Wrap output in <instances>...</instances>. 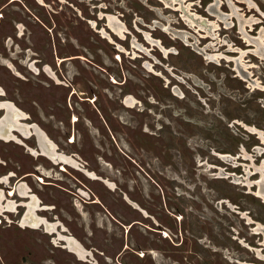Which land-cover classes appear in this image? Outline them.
Returning <instances> with one entry per match:
<instances>
[{"label":"rangeland","instance_id":"374dc122","mask_svg":"<svg viewBox=\"0 0 264 264\" xmlns=\"http://www.w3.org/2000/svg\"><path fill=\"white\" fill-rule=\"evenodd\" d=\"M167 3L0 0L4 99L76 163L33 156L36 137L14 132L0 189L24 182L46 207L36 214L91 255L19 227L23 206L0 213V264H264V58L224 0ZM249 4L236 13L257 20L243 28L255 38L264 0ZM186 12L219 15L215 37Z\"/></svg>","mask_w":264,"mask_h":264},{"label":"bare ground","instance_id":"6f19581e","mask_svg":"<svg viewBox=\"0 0 264 264\" xmlns=\"http://www.w3.org/2000/svg\"><path fill=\"white\" fill-rule=\"evenodd\" d=\"M227 1H228V6L230 8L231 14L234 15L235 17H237L238 21L240 22V24H239V25H241L240 31L242 32L244 39H246V42H250V43L254 44L256 46V54H259L260 57H263L264 58V48L262 47L263 46V40H264V30H261L259 32V35L257 37H255V38H249L248 35H246L243 32V28L245 26H247V25L249 27H251V25L253 24V22H255L257 20L256 19H248V18H245L243 14H241V15L237 14L236 11L238 10V8L235 5H233V3L231 2V0H227ZM243 1L245 2L246 0H243ZM173 2H174V0H170V3H167V4L169 5V4H172ZM177 4H179V7L181 9L183 8V7H181L182 5H181V2L180 1L177 2ZM183 12H184V10H183ZM182 16L184 17L185 22H186V24L188 26H194V24L196 26L197 25L196 22L200 20L201 23L197 25V26L200 27L199 30L201 29L200 31H204L206 33V37H212V38L215 37V35H213L211 32L213 31V29H215L217 27L216 20H219V19L221 20V17H219V15H217V16H215V18H216L215 22L216 23L214 21H212V22L211 21L210 22L209 21L208 22L205 21V24H203L204 23V20L201 17H199V16H197L195 14H187V12H186V14H183ZM114 29H116V28H114ZM215 58H216V55H211V56H208L207 57V59H210V60H213ZM222 58H225V57H222ZM127 102L130 104V101H126V104H128ZM131 104H133V103L131 102ZM2 107H5L6 113L3 116V118L0 119V138L5 139L6 141L7 140H10V139H16V137L13 134L14 131H16V132L22 134V136L28 138V136H30V134H32V131L29 128H32L35 131V133H36L38 145H39V147L41 149V153L42 154H44L45 156H47L48 158H50L54 162H57L55 160V157L56 158H60L62 160V162H63L62 163V167H61L62 170H65L64 167H63L64 164H72L73 166L76 165V163L70 157L64 156V155H60V154L56 153V150H55L56 147H55V145L51 142V140H49V138H47V136L43 133V131H41L40 129H38V127L36 128V125L35 126H32V127H28L25 124L20 123L19 118H21L22 116L25 117V115L23 113H21L20 111H18L12 105L0 103V108H2ZM86 173H88V172H86ZM88 175L93 176L94 174H88ZM260 175H261V176H259L260 177V181L257 182L259 189H258V192L256 194H257V196L261 197V199L264 201V194L259 191L260 190L261 183L264 182V175L262 173H260ZM1 181H4L5 183L7 182L6 179H4V180H1L0 179V182ZM16 192H17V194L21 195L22 198L29 196V199H30V201H28L27 203H25L26 212H25V214H24V216L22 218V224L29 225L31 227L37 228V227L40 226V224L43 223V225L46 227V229L48 230V232L51 233L52 230H53V225L48 224L45 219L40 218V217H38L35 214V210L43 209V208H46V207L45 206L44 207L42 206L43 208L40 207L41 204L39 203V200L37 199V197L35 195H28L27 186H25L24 184L23 185H19L17 187V190H16V187L14 189L11 188V190L9 191V194L8 195L10 197H12L14 195V193H16ZM6 198H7V196H6ZM17 203L14 202V201H12V200H7L6 201L4 199V196H3L2 192H1V190H0V213H4L5 212V211H3L4 209L5 210H8V212H10V211L13 212V210H15L16 209V206L18 205ZM23 204H24V202H23ZM19 205H20V203H19ZM255 231L264 232V226H263V228L261 227V225L257 226V228H255ZM58 238L59 239L66 240L68 242V246H70V248H72L71 247V245H72L71 243L73 241L74 244H76V246H77V247L76 246L73 247V249L76 251V253L78 254V256L80 258H83V259L85 258V253H83V251L82 252L79 251V249H80L79 248V245L74 240V238L69 237V236H61L59 234H58ZM77 248H79V249H77Z\"/></svg>","mask_w":264,"mask_h":264},{"label":"flooded vegetation","instance_id":"af4514ba","mask_svg":"<svg viewBox=\"0 0 264 264\" xmlns=\"http://www.w3.org/2000/svg\"><path fill=\"white\" fill-rule=\"evenodd\" d=\"M225 1V4L226 5H228V1L227 0H224ZM251 0H246V2H250ZM9 2L10 1H8L7 2V5H9ZM231 2L233 3V5H235V2H237V3H240V4H244V1L243 0H231ZM6 5V6H7ZM212 10V9H211ZM241 32V31H240ZM243 32H244V30H243ZM55 56H58L57 54H56V52H55ZM61 58V57H60ZM68 58V57H67ZM67 58H62L63 60H62V62L63 61H65V59H67ZM68 59H70V60H75V59H80V57L79 56H70ZM35 71H37V69L35 68ZM0 103H3V104H8V105H12L14 108H16L15 106H14V104L10 101V100H7V99H4V97H5V94H3L2 93V89L0 88ZM74 91V90H73ZM2 93V94H1ZM76 94V91H75V93H71V96L72 95H75ZM83 101H85V99H83ZM17 109V108H16ZM18 111H20L19 109H17ZM0 112H1V114H0V119H2L3 118V116L5 115V113H6V109H5V107H2V108H0ZM21 113H23L24 115H25V117H21V118H19V121H20V123H23V124H25L26 126H28V127H32V126H34V125H32V123H27L26 121L29 119V116L27 117V115L24 113V112H22V111H20ZM96 114H97V112H96ZM98 115V114H97ZM109 128V127H108ZM31 131H32V134L28 137V138H25L24 136H22V134H20V133H18V134H20L22 137H24L25 139H29L30 137H36V140H37V136H36V133H35V131L32 129V128H29ZM106 129H107V127H106ZM107 131H109L110 132V129H108ZM14 132H16V131H14ZM14 132H13V134H14ZM16 137V136H15ZM17 138V137H16ZM0 140L1 141H4V142H11V141H17V142H20L19 141V139H10V140H5V139H3V138H0ZM21 144H22V141H21ZM37 145H38V141H37ZM25 147V146H24ZM38 147H39V145H38ZM27 150L30 152V154L31 155H33V156H45L44 154H42L41 153V149H40V147H39V151H37V150H33V149H31V148H28L27 147ZM55 150H56V148H55ZM33 152V153H32ZM57 153V152H56ZM45 157H47V156H45ZM47 159L48 160H50L51 162H54V161H52L50 158H48L47 157ZM58 162H62V161H57V162H54V163H57V164H59ZM63 163V162H62ZM61 163V164H62ZM34 174H32V173H26L25 175H23L22 176V179H25L26 177H30V176H33ZM3 177V178H2ZM6 177V178H5ZM13 177V173H8V175H4V176H1L0 177V179L1 180H4V179H6L7 180V182L5 183L4 181H1L0 182V184H4V185H6L7 183H8V180L10 179V178H12ZM39 181V180H38ZM40 183V182H39ZM25 185L26 186V184L24 183V182H19V184H16L14 187H11V188H15L16 187V190H17V187L19 186V185ZM28 189V188H27ZM1 190V189H0ZM9 190H10V188H9ZM8 190V191H9ZM1 192H2V194H3V196H4V199L7 201V200H12V201H14V202H18L17 204V206H16V209L15 210H13V212L14 211H16L17 212V208L18 207H20V208H22L23 206V208L25 209V211H24V213H23V215L20 217V220L18 221V226L19 227H24V228H33V229H35V227H31V226H29V225H24V224H22V218H23V216H24V214H25V212H26V206H25V203H27L28 201H30V199H29V196L28 197H24V199H27V201H15V200H13V198L15 197V196H21V195H19V194H15L14 196H12V197H9L8 196V192H7V194L6 193H4V191L3 190H1ZM29 192H30V190L28 189V195H34V194H29ZM6 196H7V198H6ZM21 198H22V196H21ZM23 202H24V205H23ZM6 203V202H5ZM19 203H20V205H19ZM22 204V205H21ZM92 204H94V203H92ZM40 207H42V205L40 206ZM43 208V207H42ZM44 209H46V208H44ZM3 211H5V212H8V210H3ZM38 210H35V214H36V212H37ZM11 213H12V211H10ZM37 215V214H36ZM38 216V215H37ZM39 217V216H38ZM40 218H42V217H40ZM0 221H1V224L0 225H2V220L0 219ZM48 224H51V225H53V230H52V232L50 233V232H48V230L46 229V227L43 225V223L42 224H40V226L39 227H43V229L46 231V232H48V233H50V234H57V236H58V234L59 235H61V236H67V235H62V234H60V232L58 233L57 232V230H59V226L57 225V224H55V223H52V222H47ZM22 224V225H21ZM57 227V228H56ZM38 228V227H37ZM60 231V230H59ZM61 231H63V228H61ZM73 238V237H72ZM59 239V238H58ZM59 240H61V242H62V244L61 245H59L58 247L60 248V249H63V250H67V251H69V252H71L76 258H77V260L78 261H81V262H88L87 260H88V257L89 256H91V255H88V253H87V251L86 250H84V248L81 246V244L74 238V240L78 243V245H79V248H77V249H79V251L80 252H82L83 251V253H85V258L83 259V258H80L79 256H78V254L76 253V251L73 249V247H75L76 246V244H74V242L72 241V245H71V247L72 248H70V246H68V242L66 241V240H64V239H59ZM64 245V246H63ZM70 245V244H69ZM127 245V244H126ZM128 246V245H127ZM77 247V246H76ZM75 252V253H74ZM82 259V260H81ZM95 263H97V262H95ZM92 264V263H91Z\"/></svg>","mask_w":264,"mask_h":264},{"label":"water","instance_id":"95a60500","mask_svg":"<svg viewBox=\"0 0 264 264\" xmlns=\"http://www.w3.org/2000/svg\"><path fill=\"white\" fill-rule=\"evenodd\" d=\"M126 101H131V98H129V97L126 98V99H125V103H126ZM127 103H128V102H127ZM55 160H56V161H62L60 158H56V157H55ZM259 191H260L261 193L264 194V182L261 183V185H260V190H259Z\"/></svg>","mask_w":264,"mask_h":264}]
</instances>
